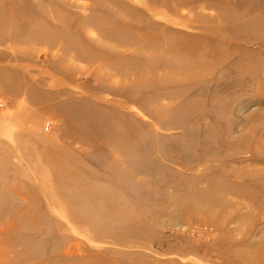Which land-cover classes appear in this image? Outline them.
<instances>
[{
    "label": "rangeland",
    "instance_id": "obj_1",
    "mask_svg": "<svg viewBox=\"0 0 264 264\" xmlns=\"http://www.w3.org/2000/svg\"><path fill=\"white\" fill-rule=\"evenodd\" d=\"M0 264H264V0H0Z\"/></svg>",
    "mask_w": 264,
    "mask_h": 264
}]
</instances>
